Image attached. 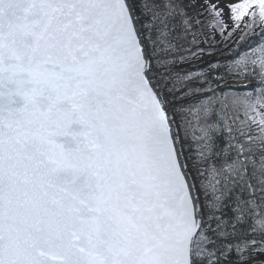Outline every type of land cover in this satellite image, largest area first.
<instances>
[{"label":"snow or ice","instance_id":"obj_1","mask_svg":"<svg viewBox=\"0 0 264 264\" xmlns=\"http://www.w3.org/2000/svg\"><path fill=\"white\" fill-rule=\"evenodd\" d=\"M0 264H264V0H0Z\"/></svg>","mask_w":264,"mask_h":264},{"label":"trees","instance_id":"obj_2","mask_svg":"<svg viewBox=\"0 0 264 264\" xmlns=\"http://www.w3.org/2000/svg\"><path fill=\"white\" fill-rule=\"evenodd\" d=\"M219 55V54H218ZM225 55H226V53H225ZM224 61L221 59V63H223Z\"/></svg>","mask_w":264,"mask_h":264}]
</instances>
